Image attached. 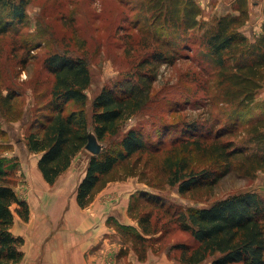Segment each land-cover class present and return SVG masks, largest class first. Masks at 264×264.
Listing matches in <instances>:
<instances>
[{
    "label": "trees",
    "instance_id": "obj_1",
    "mask_svg": "<svg viewBox=\"0 0 264 264\" xmlns=\"http://www.w3.org/2000/svg\"><path fill=\"white\" fill-rule=\"evenodd\" d=\"M30 2L0 0V37L24 25ZM233 4L235 13L217 16L207 27L200 20L197 0H144L137 26L146 35L145 53L129 71L96 93L90 120L87 105L93 74L88 59L67 50L47 54L43 66L53 77L51 94L35 110L25 139L29 152L40 154L38 167L45 180L54 186L70 169L86 150L91 129L101 142L120 138L100 154H90L77 187L82 208L116 180L137 176L150 182L139 166L154 159H160L167 183L182 196L198 192L212 196L231 172L250 182L264 175V116L250 124L242 120L252 114L257 94L264 87V25L254 39L249 37L244 31L251 18L249 0ZM179 61L187 65L178 71V94L158 89L162 66ZM169 95L178 106L205 102L207 110L192 118L185 115L150 133L142 125L127 127L130 119ZM16 100L15 94L0 92L5 117L15 113ZM224 106L232 110L222 111ZM174 131L184 136L164 138ZM156 134L163 139L157 142ZM16 181L14 163L0 157V264H21L25 257V240L12 231L15 211L25 219L29 215L28 203L16 191ZM131 212L141 232L127 242L141 261L150 248L168 247L169 255L181 264H202L210 257L211 264H264V188L231 192L201 207H178L168 214L170 223L162 234H158L150 210L131 203ZM170 224L188 233L194 242L167 238L173 229ZM117 226L120 235L129 237L128 226Z\"/></svg>",
    "mask_w": 264,
    "mask_h": 264
},
{
    "label": "rangeland",
    "instance_id": "obj_2",
    "mask_svg": "<svg viewBox=\"0 0 264 264\" xmlns=\"http://www.w3.org/2000/svg\"><path fill=\"white\" fill-rule=\"evenodd\" d=\"M143 1L31 0L24 25L0 37V92L3 94L12 93L15 94V97L17 96V100L13 103L15 113L5 117L0 107V157L7 163H14L17 176L15 187L22 195H25L30 189L29 177L26 179V176H29L27 171L32 169V160L36 157L35 153L29 152L25 139L32 118L36 114L35 110L49 99L53 86V77L43 66L44 57L51 52L63 50L86 56L93 74V83L88 90L87 105L90 120L92 100L96 93L105 83L114 81L122 73L129 71L145 53L142 44L145 42L146 35L140 29L141 27L137 26L138 20L142 17L140 5ZM197 1L202 10L200 20L207 27L214 22L215 17L236 12L233 4L235 0H226L227 3L230 2L227 8H224L226 10L219 8L220 10L217 11L211 9V0ZM260 1L263 4V9L260 7ZM219 2L221 6L226 3L225 0H219ZM249 4L251 13L257 11V18L264 17V0H249ZM260 24L257 23L255 27ZM254 25L253 21L251 23L249 20L244 27L245 33L252 39H254L252 34L256 31ZM132 43L134 45H131ZM24 59H26L25 62ZM186 65L185 61H179L174 66H162L157 88H165L169 94H178L179 86H181L178 80V71ZM173 98V95L159 98L146 111L130 119L127 127L142 125L144 130L150 133L157 131L164 124L179 122L185 115L192 118L207 110V107L204 106L207 105L205 102H201L200 105L179 103L178 106L171 102ZM229 108L224 106L225 110L222 111L228 113L232 110ZM263 116L264 87L257 94L252 114L242 120L246 124H250ZM179 136L184 135L180 131H174L165 135L164 138L169 140ZM119 138V136L108 138L102 143L105 146L115 145ZM157 139L159 142L163 137L156 134L155 140ZM90 154L89 151L84 150L78 155L74 161L76 172L86 171ZM159 161L154 159L147 166H144V161L141 162L139 168L143 170L142 173L147 178H150L148 183L141 181L137 176L113 182L132 184L133 191L129 196L125 212L128 220L121 219L124 217L123 214L120 217L110 215L108 218L110 226L118 227V224L128 226L129 237L126 234H123V237L117 233L118 238H114L121 244L120 255L132 252L134 248L127 241H130L134 234L141 232L137 219L133 217V214L131 216V203L142 205L143 210H150L154 215L153 220L158 234H162L166 233L165 226L170 223L168 214L172 215L178 207L181 209L201 207L231 192L250 187L264 188L263 174L259 175L257 181L250 182L248 179L240 177L236 172H231L220 182L212 196L201 192L192 196H182L177 187L167 183L166 174ZM134 193H136L137 201L133 197ZM103 199H112V197L105 195ZM115 201L119 200L115 198ZM170 225L173 229L167 238H171L173 241L194 242L188 233L180 231L174 224ZM155 244L151 246L153 249L157 246ZM150 251L153 250L150 248ZM211 261L212 257L202 264H211Z\"/></svg>",
    "mask_w": 264,
    "mask_h": 264
},
{
    "label": "crops",
    "instance_id": "obj_3",
    "mask_svg": "<svg viewBox=\"0 0 264 264\" xmlns=\"http://www.w3.org/2000/svg\"><path fill=\"white\" fill-rule=\"evenodd\" d=\"M210 3L211 9L217 11L219 8L226 10L224 8L230 2L223 6L219 0H211ZM260 7L263 9L261 1ZM256 14L257 11H252L250 19L254 27L263 21L254 28L253 37L262 31L264 25V17L257 18ZM35 156L32 169L27 171L29 176H26V179L29 177V191L22 195L16 188L19 197L29 207L27 219L15 211L12 227L13 233L25 240L22 247L25 257L21 264H181L169 255L168 247L150 251L143 261L133 250L120 255L121 244L114 239L118 238V232L113 225L108 224V218L110 215L120 217L123 214L121 219L128 220L125 212L133 192L132 184L111 182L90 205L82 208L77 201V187L86 171L76 172L73 162L56 185L51 186L39 170L40 154L35 153ZM105 195L112 199H103ZM115 198L119 201H115Z\"/></svg>",
    "mask_w": 264,
    "mask_h": 264
},
{
    "label": "water",
    "instance_id": "obj_4",
    "mask_svg": "<svg viewBox=\"0 0 264 264\" xmlns=\"http://www.w3.org/2000/svg\"><path fill=\"white\" fill-rule=\"evenodd\" d=\"M105 148V145L98 139L94 130H90L88 134V142L85 149L94 155H98Z\"/></svg>",
    "mask_w": 264,
    "mask_h": 264
}]
</instances>
